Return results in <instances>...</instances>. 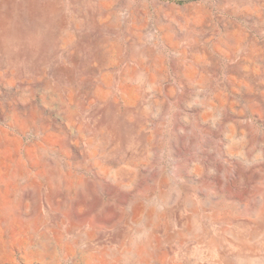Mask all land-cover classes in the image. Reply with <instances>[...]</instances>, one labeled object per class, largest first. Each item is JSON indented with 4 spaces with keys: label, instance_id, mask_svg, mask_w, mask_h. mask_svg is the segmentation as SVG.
<instances>
[{
    "label": "rangeland",
    "instance_id": "obj_1",
    "mask_svg": "<svg viewBox=\"0 0 264 264\" xmlns=\"http://www.w3.org/2000/svg\"><path fill=\"white\" fill-rule=\"evenodd\" d=\"M0 264H264V0H0Z\"/></svg>",
    "mask_w": 264,
    "mask_h": 264
}]
</instances>
